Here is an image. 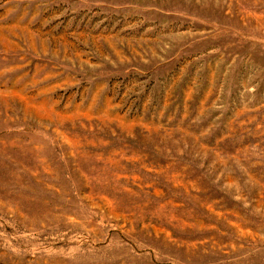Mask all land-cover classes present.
I'll list each match as a JSON object with an SVG mask.
<instances>
[{
    "label": "rangeland",
    "instance_id": "obj_1",
    "mask_svg": "<svg viewBox=\"0 0 264 264\" xmlns=\"http://www.w3.org/2000/svg\"><path fill=\"white\" fill-rule=\"evenodd\" d=\"M0 264H264V0H0Z\"/></svg>",
    "mask_w": 264,
    "mask_h": 264
}]
</instances>
